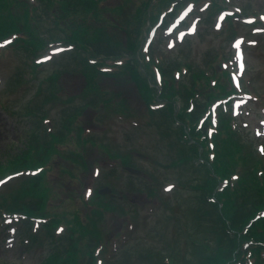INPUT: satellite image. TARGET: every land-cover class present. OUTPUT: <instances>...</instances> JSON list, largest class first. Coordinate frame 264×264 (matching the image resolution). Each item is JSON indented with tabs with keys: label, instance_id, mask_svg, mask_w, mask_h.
Here are the masks:
<instances>
[{
	"label": "rangeland",
	"instance_id": "rangeland-1",
	"mask_svg": "<svg viewBox=\"0 0 264 264\" xmlns=\"http://www.w3.org/2000/svg\"><path fill=\"white\" fill-rule=\"evenodd\" d=\"M210 1L200 0L194 8L190 0L177 19L171 18L166 27H162L161 23L156 24L144 40L143 51L151 53L150 44L154 43L156 56L166 57L168 62L176 61L182 66L181 70H184L183 64L188 61L192 65L195 63L203 67L208 60L213 62L212 58L218 49L225 50L226 56L230 55L236 65L233 75L235 85L239 88L240 80L243 79L244 89L259 96L264 95L262 26L253 29L237 22L240 27L237 41H230L219 30L223 14L216 15L213 26L207 21V3ZM120 2L121 0H112L109 4L115 6ZM140 2L142 0H134L126 5V9L134 10V4ZM230 4L231 9L238 6L250 7L252 12L262 14L264 18V0H231ZM151 6L150 11L157 15L160 10L159 1L153 0ZM38 12L44 14L42 9ZM111 21L114 25L108 27V37L122 43L123 49L119 50L125 53L129 49L128 32L118 28V20ZM243 21L248 23L251 20ZM184 22L185 26L180 27ZM50 26L51 23L35 28L46 39L49 37L45 32ZM46 33L50 35L49 32ZM88 36L91 38V32ZM241 38L245 40L243 43L239 42ZM100 41L103 40L91 41L93 49H97L98 53L102 50L96 46L101 44ZM111 43V49L115 48V42ZM51 45L49 50H41L42 47L39 49L37 60L40 59V64L36 62L37 70L30 65L33 57L23 49H8L0 57V162L7 161L11 155L21 153L23 149L27 151L30 141L40 143L41 140L43 143L45 135L50 160L62 163L56 164V169L49 174L51 186L58 194L53 201V210L69 211L72 202V207L78 206L84 217L87 208L79 204V195L84 198L90 196L99 186V193L110 188V196L134 202L139 207V214H135L138 224L129 216L123 217L116 212L103 215L100 221L98 219L97 230L111 255V262L108 264H149L152 261L159 264L170 258L179 263L184 262L183 258L194 261L195 245L192 239L199 241L204 235L208 237L205 238L207 241L209 236L204 233V228H195L200 222L192 224V216L187 208L190 205L199 206V193L191 188L200 183L204 174L197 173L189 166H172L180 151L175 133L178 125L173 123L169 127L168 119L162 115L167 108L153 104L151 111L155 108L157 110L152 114L148 107V88L136 86L134 80L130 79L131 75L126 78L116 75V70L124 59L117 56L113 60L97 61L98 56L93 53V56L87 58V63H84L83 55L79 52L81 63L78 64L75 54H71L73 46L62 43ZM138 51L134 49L133 53ZM57 69L60 76L56 80L51 75ZM177 70L176 77L183 82L186 80L185 83L192 86L190 82L194 70H184L180 75ZM156 78L160 84L161 77L157 75ZM89 80L94 84L88 87V93L82 95ZM151 82L155 86V97L157 91H161V86L158 88ZM197 102L201 104L202 100L198 99ZM233 108L248 147L256 153L257 160L260 158L264 162V103L254 97L243 96L234 102ZM70 120L71 130H68ZM79 151L84 152L90 165L87 171L72 164L73 153L77 154ZM118 153H131L135 164L126 157L114 156ZM125 167L142 171L140 175H136L143 179L140 182L142 185L151 183L152 178L163 183L161 194L165 196L164 203L172 207L175 205L174 212L167 209L160 199L151 201L146 193L133 195L122 192L129 184L127 174L123 171ZM112 169L119 172L117 177H122L115 180V185L119 188L117 195L111 186H101L106 181L105 174ZM67 170L78 177L66 174ZM23 175L13 174L1 180L0 195H9L20 187L24 182ZM27 175L29 172H26V178ZM138 183L135 182L136 185ZM68 196L72 200L67 199ZM15 218L16 216H7L0 219V264H43L57 246L54 247L51 240L46 238L37 220L31 225L20 221L15 223ZM56 232L60 235L64 231L59 229ZM148 254L151 259H144Z\"/></svg>",
	"mask_w": 264,
	"mask_h": 264
},
{
	"label": "trees",
	"instance_id": "trees-1",
	"mask_svg": "<svg viewBox=\"0 0 264 264\" xmlns=\"http://www.w3.org/2000/svg\"><path fill=\"white\" fill-rule=\"evenodd\" d=\"M110 1L112 0H0V45H3L0 46V57L8 49H23L33 57L30 65L37 70L39 49L42 47L41 50H49L52 43H62L74 47L71 54H75L78 64L81 63L79 52L83 55L84 63H87V58L93 56V53L98 56L97 61L113 60L117 56L124 59L116 70V75L123 78L131 75L130 79L134 80L136 86L147 87L149 110L151 111L153 104L165 106L167 109L164 108L162 115L168 119L169 127L173 123L178 125L175 133L180 151L172 166H189L197 173L204 174L200 183L191 188L199 193V206L190 205L187 212L192 216V224L200 222L195 228H204L209 240L207 242L205 238L208 237L204 235L199 241L192 239L195 245L194 261L183 258L184 262L179 263L170 258L159 264H264V162L260 158L257 160L256 153L248 147L238 125V117L232 111L234 102L240 97H254L264 103V95L259 96L244 89L243 79L240 80L239 88L235 85L233 74L236 72V65L230 55L226 56L225 50L218 49L212 58L213 62L208 60L203 67L195 63L192 65L184 59L188 61L183 64L184 70H194L190 82L192 86L185 83L186 80L183 82L176 77L175 70L181 65L155 55L154 43L150 44L151 53L143 51L144 40L151 29L160 23L162 27H166L171 18L177 19L190 0H158L160 10L157 15L150 11L153 0H142L137 5L133 3L135 7L131 11L126 9V5L134 0H121L115 6L110 5ZM199 1L192 0L194 8ZM230 1L211 0L207 3V21L212 26L217 14L231 11L230 14L225 13L224 20L219 24L220 33L226 34L228 40L234 41L239 35L240 27L237 22L253 29L261 25L264 30L262 14L252 12L250 7L238 6L231 9ZM38 8L44 14H40ZM128 11L130 12L124 17ZM247 18L252 21H243ZM111 20H118V28L128 32L127 54L119 50L123 49L122 43L108 37L106 31L114 25ZM50 23L51 26L46 31L50 35L45 32L49 37L45 39L38 29ZM182 26H185V22L180 25ZM89 32L91 38L88 36ZM94 40H103L96 45L102 49L99 53L97 49H93L91 41ZM112 41L116 45L113 49ZM134 49L139 50L138 53H133ZM181 67L177 70L178 75L184 73ZM58 70L51 75L56 80L60 76ZM157 75L161 77L160 84ZM15 80L18 84L17 78ZM151 81L156 87L161 86V91H157L155 97V86ZM93 84L91 80L88 85L86 82L82 95L88 93V87ZM252 87L257 90L254 85ZM198 99L202 100L201 104L197 102ZM71 124L72 121L67 125L68 130H71ZM46 140L48 139L44 135L43 143L41 140L40 143L30 141L27 151L23 149L21 153L11 155L7 161L0 162V182L13 174H25L24 182L13 193L0 195V219L16 216L15 223L20 221L33 225L36 220L40 222L46 238L51 240L54 247L57 246L43 264H108L111 262V255L97 230L100 218L116 212L123 217L129 216L138 224L135 214H139V207L134 202L135 205L117 196L100 194L99 186L90 196L84 198L79 195V204L87 208L84 217L78 206L72 207V202L69 208L74 209L73 216L67 217L66 211L53 210V201L58 194L51 186L49 174L56 169V164L62 163L50 160ZM75 153L72 164L87 171L90 165L84 152ZM119 155L134 163L131 153H118L114 156ZM123 171L127 174L129 184L122 192L133 195L146 193L151 201L160 199L167 209L174 212L175 205L172 207L164 203L165 196L161 194L163 183L152 178L151 183L142 185L141 176L129 174L125 169ZM26 172H29L27 178ZM67 173L71 177H78L68 170ZM118 175L119 172L112 169L105 174L106 181L101 186H111L117 195L119 188L115 185V180L122 178L117 177ZM135 182L139 183L136 185ZM67 199L72 200L70 196ZM202 221L204 222L201 223ZM62 225L64 232L57 235L56 231ZM81 240L84 245H81ZM144 259H151V255L148 254ZM149 264L157 263L152 261Z\"/></svg>",
	"mask_w": 264,
	"mask_h": 264
},
{
	"label": "water",
	"instance_id": "water-1",
	"mask_svg": "<svg viewBox=\"0 0 264 264\" xmlns=\"http://www.w3.org/2000/svg\"><path fill=\"white\" fill-rule=\"evenodd\" d=\"M125 169L129 172V173H131V174H135V175H140L141 173V171H139V170H136V169H131V168H128V167H125ZM100 193H102V194H106V193H109V194H111V192H110V188H106V190H101V192Z\"/></svg>",
	"mask_w": 264,
	"mask_h": 264
},
{
	"label": "bare ground",
	"instance_id": "bare-ground-1",
	"mask_svg": "<svg viewBox=\"0 0 264 264\" xmlns=\"http://www.w3.org/2000/svg\"><path fill=\"white\" fill-rule=\"evenodd\" d=\"M72 210H74V209H71V210H69V211H68L67 209L65 210V211H66V216H67V217H69V216H73ZM81 216H82V214H81ZM82 217H83V216H82ZM59 228H60V230H62L63 225L60 226Z\"/></svg>",
	"mask_w": 264,
	"mask_h": 264
},
{
	"label": "snow or ice",
	"instance_id": "snow-or-ice-1",
	"mask_svg": "<svg viewBox=\"0 0 264 264\" xmlns=\"http://www.w3.org/2000/svg\"><path fill=\"white\" fill-rule=\"evenodd\" d=\"M10 42V41H9ZM0 46H3V45H0ZM170 190V189H169Z\"/></svg>",
	"mask_w": 264,
	"mask_h": 264
}]
</instances>
